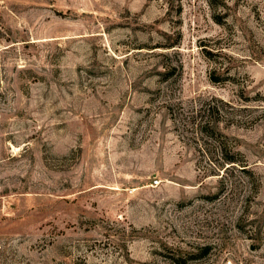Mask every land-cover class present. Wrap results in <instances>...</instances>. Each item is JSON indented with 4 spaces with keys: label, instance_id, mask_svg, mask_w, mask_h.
<instances>
[{
    "label": "rangeland",
    "instance_id": "374dc122",
    "mask_svg": "<svg viewBox=\"0 0 264 264\" xmlns=\"http://www.w3.org/2000/svg\"><path fill=\"white\" fill-rule=\"evenodd\" d=\"M0 264H264V0H0Z\"/></svg>",
    "mask_w": 264,
    "mask_h": 264
},
{
    "label": "trees",
    "instance_id": "16d2710c",
    "mask_svg": "<svg viewBox=\"0 0 264 264\" xmlns=\"http://www.w3.org/2000/svg\"><path fill=\"white\" fill-rule=\"evenodd\" d=\"M209 128L211 129L210 135L219 144V149H220L219 153H220L221 158H222V160L220 161V164L223 165L224 163H235V162L241 161V159L239 160V158H238L239 152L237 150H232L229 147H227V145L223 144V140L220 137V135H222V133L213 127H209ZM194 257H196V256H194Z\"/></svg>",
    "mask_w": 264,
    "mask_h": 264
}]
</instances>
